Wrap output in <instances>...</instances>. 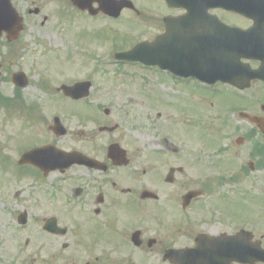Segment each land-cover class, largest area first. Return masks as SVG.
<instances>
[{
    "label": "flooded vegetation",
    "instance_id": "1",
    "mask_svg": "<svg viewBox=\"0 0 264 264\" xmlns=\"http://www.w3.org/2000/svg\"><path fill=\"white\" fill-rule=\"evenodd\" d=\"M27 1L14 0L17 4ZM86 1L89 10L63 0V21L113 20L108 11L117 0ZM129 1L132 7L125 5L119 18L133 27L131 32L137 34L138 41L166 40L167 22L172 23V47L190 51L203 47V41L236 44L242 32L252 29L251 58L241 61L249 65L254 77L248 87L239 89L140 65L134 69L143 83H124L116 95L92 88L91 98L76 101L78 121L95 124V119L103 122L100 126L115 127L102 132L108 137L104 146L78 147L98 161L93 167L75 164L64 172L44 175L29 163H18L26 150L22 142L0 147V264H61V260L64 264H264V193L254 194L251 189L263 180L193 174L194 170L231 166L233 158L245 161L238 165L240 169L264 170V132L256 124V119L264 121V21L259 24L257 17L259 0ZM23 10L32 15L29 7ZM184 14L189 18H179ZM175 63L180 73L193 72L201 65L194 60ZM149 76L153 77L151 84ZM96 92L108 97L107 106L99 108L102 98H96ZM16 101L17 111L26 114L21 123H17L18 115L7 118L13 134L31 131L41 136L39 125L56 139L55 144L60 142L61 137L51 132V124L56 116L61 125V98L50 99L57 104L53 111L43 99ZM213 101L222 115L219 133L237 131L234 145L244 147V152L237 150L228 157L219 152L194 154L163 139L156 142L160 147L154 151L146 152L139 146L137 139L148 131L147 118H159L166 112L187 120L198 117L203 106ZM196 103L202 106L197 108ZM78 134L80 137V131ZM225 135L228 138L231 134ZM88 139H94L93 133ZM49 142L45 136L41 144ZM111 144L117 145V161L108 157ZM9 175L15 185L4 179ZM33 179L40 184L52 183L55 189L52 193L41 189L33 195L19 187V183ZM61 180L73 183L70 192L78 187L79 195H61ZM49 218L55 220L54 233L44 229ZM65 250L73 251L72 255L67 258Z\"/></svg>",
    "mask_w": 264,
    "mask_h": 264
},
{
    "label": "rangeland",
    "instance_id": "2",
    "mask_svg": "<svg viewBox=\"0 0 264 264\" xmlns=\"http://www.w3.org/2000/svg\"><path fill=\"white\" fill-rule=\"evenodd\" d=\"M35 3L34 6H37V4L40 2V5L43 9V14L47 16V18L50 19L48 23H46L44 26L41 25H32L31 27H27V30L24 33V36L22 39L15 43L14 46L9 49L6 46H1L2 52H12L17 51L19 52L17 54L16 59L19 60L20 64L23 66L24 72L28 74L30 77L29 81L31 84H29L28 88H26L24 93V98L28 99H36V98H43L45 102L48 103L50 107V111H53L56 109L57 104H54L50 101V95L52 92H56L54 90V86H56L61 80V83L65 84H71L74 81L78 80H84V79H90L93 83H105L109 85L107 87L110 88V91H106L108 94L113 93L114 95L119 94L121 90L123 89L122 85H116V86H110L111 82H115V79L123 78L122 76H119L117 74H114L115 66L113 64H109L104 68L96 69L95 66L100 62V59L98 58L97 61L92 57L91 59H87L82 53H89V50L94 46L96 42L94 40L89 41L88 45L85 43V49L88 50H75V54L72 56L71 54L68 55L66 52V49H63L61 46V26H57V18L59 13L61 12V0H33ZM38 1V2H37ZM30 6V3H29ZM59 11V13H58ZM102 28L99 30V34L102 36H106L109 39H115L117 42H121V39L125 38L123 33L124 31H127L129 26L128 24L123 21L122 23L118 24L115 29L112 31L109 28H106L104 26H101ZM90 28H93L90 26ZM76 31V30H75ZM97 31V30H96ZM63 32L66 33L65 30ZM68 37L70 38L71 35L69 32H67ZM111 34V35H110ZM136 34V33H135ZM75 39V37L73 38ZM129 39V38H125ZM4 38L1 39V42L4 43ZM77 46H79L78 41L75 39ZM91 42V43H90ZM93 45V46H92ZM23 46L25 47L23 50ZM110 43L105 44H96L95 49L96 53L105 51L108 47H110ZM81 48V47H80ZM30 51H33V54L30 55ZM76 53L79 55H76ZM6 54H3L2 56H6ZM100 56H102L100 54ZM110 60L111 58L108 57ZM108 58L103 59V61L109 60ZM2 60L7 61L4 67H6L7 70H15V65L13 64V60H8V58H5ZM61 61V79H59V71H58V65ZM112 61V60H111ZM35 63V64H34ZM103 70V71H102ZM4 71V70H3ZM38 78H45V80L49 81V87L53 88L52 91L42 89L37 85ZM1 91L2 93L6 95H11V83H3L1 85ZM115 92V93H114ZM173 95V93H171ZM54 99H59V96L57 94H53ZM62 98V96H61ZM103 102L107 104L108 97H101ZM66 107H62L61 105V118H64L63 122L64 125L67 127V135L60 139V142H58L59 145H63L65 147L70 148H77L79 146L91 148L92 145H96L100 148V146L105 145V141L108 138L104 134H98L96 125L92 123H86L83 124L78 121V118L73 116L75 106H68V103H64ZM72 105V104H70ZM53 106V107H52ZM68 106V107H67ZM197 108L201 107L202 104L196 103ZM208 106V105H204ZM209 107V106H208ZM218 108V105H215V107H211V109H206L205 112H202L201 114L207 115L210 113H213L211 117H214V112L212 110H215ZM204 110V109H203ZM71 112V113H70ZM5 112L0 110V147L3 145L10 144L9 142V134L10 131V124L8 122L7 117L11 113H15L14 115H18L17 117V123L22 122V116L26 114L25 111H11L9 113L4 114ZM4 114V115H3ZM51 114V113H50ZM164 116L160 118H155L151 122V127L159 130L162 135L171 141L177 143L178 141H184L182 147L185 150L192 151L195 153H202L205 154L207 152H212L211 148H215V145H211L210 143L222 141L223 144L230 145V151L229 153L233 156V154L238 150L241 152H244V147L237 148L234 145V133L232 130H227L223 134L219 133V131H216L218 129V125L220 122H217V120H211L210 118L207 120L209 124L212 125L213 131L216 133L215 137L208 135V133L204 132L200 126H197L196 120L194 118H189L187 120H183L179 118V116H172L170 113L164 112ZM3 116V117H2ZM233 122V120H230ZM100 123V122H99ZM216 124V125H214ZM39 129L41 130V136L33 135L29 136L27 138H31L33 140L42 141L45 136L51 140L52 135H48V131L46 132V128L40 127L38 125ZM123 130V129H122ZM80 131V137L78 136V132ZM90 132V133H89ZM91 132H94L96 137L95 139H88V134H92ZM126 134H129L126 130L123 131ZM38 134H40V131H37ZM93 133V134H94ZM232 134L230 137L226 138L225 134ZM221 136V137H220ZM161 139V136L158 133H149L145 134L144 137L137 139L139 146L143 147V145L147 147L156 145V142ZM13 141H17V139H13ZM23 142H29L27 140H24ZM210 142V143H209ZM147 143V144H146ZM209 143V144H208ZM153 144V145H152ZM181 145V144H179ZM145 148V149H146ZM147 150H151L148 149ZM214 150V149H213ZM239 158H242L241 153H237ZM228 157V155H227ZM225 157L224 159H226ZM236 159V158H235ZM210 161V160H209ZM239 162H245V161H239ZM220 170V169H219ZM198 170H194L193 174L194 177H197L196 175ZM202 171V170H201ZM204 177H216L219 174H224L227 178L231 175L237 174L235 170H233L231 167H227L225 165L221 168V171L216 170H204ZM257 176L258 179L263 180V182L258 183L256 187V191H259L261 188H264V171H261L260 173L254 174L249 176L248 178H242V179H249L254 176ZM6 180L10 185H15V183L11 182L10 175L6 176ZM30 182L33 186V188H28L27 183ZM243 185H248V183H242ZM263 184V185H261ZM19 187L27 188L29 190L34 191L37 188V185L31 181L27 182H21L19 183ZM254 192V188H251ZM2 195L3 193L0 192ZM37 194V193H35ZM71 250V249H70ZM73 251H67L65 256L68 258V254ZM61 264H64V262L61 260ZM70 264V263H68Z\"/></svg>",
    "mask_w": 264,
    "mask_h": 264
},
{
    "label": "water",
    "instance_id": "3",
    "mask_svg": "<svg viewBox=\"0 0 264 264\" xmlns=\"http://www.w3.org/2000/svg\"><path fill=\"white\" fill-rule=\"evenodd\" d=\"M21 27V19L17 16L14 9L11 8L9 0H0V35L4 31L7 33L8 39H15ZM75 157H77L76 153H66L63 156L65 160H61L60 163L67 166L76 161Z\"/></svg>",
    "mask_w": 264,
    "mask_h": 264
}]
</instances>
